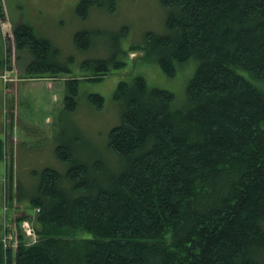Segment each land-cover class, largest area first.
Listing matches in <instances>:
<instances>
[{
  "label": "trees",
  "instance_id": "trees-1",
  "mask_svg": "<svg viewBox=\"0 0 264 264\" xmlns=\"http://www.w3.org/2000/svg\"><path fill=\"white\" fill-rule=\"evenodd\" d=\"M160 2L164 33L147 32L129 50L144 52L167 77L192 64L186 103L175 107L173 91L151 87L141 74L122 80L114 94L121 120L107 144L114 169L59 145L67 172L45 167L32 172L35 189L17 187L36 239L21 233L22 218L16 222L19 245L5 249L7 263L264 264V0ZM94 6L114 12L118 4L80 0L78 16L86 20ZM13 30L17 51L32 59L27 74L70 73L33 27ZM128 33L122 28L120 36ZM91 34H76L79 49L91 46ZM120 45L110 59L84 63L95 75L67 79L66 112L78 109L82 82L130 65L119 60L128 57ZM88 103L100 110L104 96L91 93Z\"/></svg>",
  "mask_w": 264,
  "mask_h": 264
},
{
  "label": "rangeland",
  "instance_id": "rangeland-1",
  "mask_svg": "<svg viewBox=\"0 0 264 264\" xmlns=\"http://www.w3.org/2000/svg\"><path fill=\"white\" fill-rule=\"evenodd\" d=\"M79 2L0 0V82H3L0 83V233L8 231L0 243V264H14L11 259L7 263L5 249L15 251L19 245L16 222L21 218V233L36 239L32 219L28 218L27 210L24 212L26 208L16 202L17 187L21 182L24 189H35L29 188L35 182L32 172L38 173L45 167L67 172V164L56 155L59 145L72 146L80 160L94 155L104 158L114 169L107 144L109 132L121 120L114 94L122 80H130L138 73L151 87L173 91L175 107L183 106L187 100L186 86L195 70L192 64L177 66V74L167 77L156 61H144V52L129 50L131 44L142 45L147 32L164 33L168 12L160 0H117L114 12L94 6L86 20L78 16ZM21 23L30 25L40 38L52 42L58 55L54 61L68 67L70 73L56 76L26 73L31 56L27 51L18 52L14 41L13 27ZM122 28H128L126 38L120 36ZM87 30L92 33V44L81 50L76 34ZM116 41L128 51V57L124 54L118 56L119 60L129 59L130 65L121 70L112 67L111 74L100 82H82L78 109L66 112L67 79L98 73L84 63L110 59L116 53ZM91 93L104 96L105 104L100 110L88 103Z\"/></svg>",
  "mask_w": 264,
  "mask_h": 264
},
{
  "label": "crops",
  "instance_id": "crops-1",
  "mask_svg": "<svg viewBox=\"0 0 264 264\" xmlns=\"http://www.w3.org/2000/svg\"><path fill=\"white\" fill-rule=\"evenodd\" d=\"M0 83H3L2 81Z\"/></svg>",
  "mask_w": 264,
  "mask_h": 264
},
{
  "label": "bare ground",
  "instance_id": "bare-ground-1",
  "mask_svg": "<svg viewBox=\"0 0 264 264\" xmlns=\"http://www.w3.org/2000/svg\"><path fill=\"white\" fill-rule=\"evenodd\" d=\"M5 148V147H4ZM8 228V227H7ZM34 229V228H33Z\"/></svg>",
  "mask_w": 264,
  "mask_h": 264
}]
</instances>
